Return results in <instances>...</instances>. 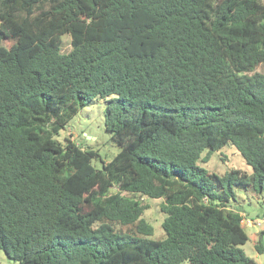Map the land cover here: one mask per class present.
Returning a JSON list of instances; mask_svg holds the SVG:
<instances>
[{"label": "trees", "instance_id": "1", "mask_svg": "<svg viewBox=\"0 0 264 264\" xmlns=\"http://www.w3.org/2000/svg\"><path fill=\"white\" fill-rule=\"evenodd\" d=\"M107 96L119 150L97 168L96 149L55 135ZM227 144L250 174L198 164ZM236 186L264 190V0H0V252L256 264ZM142 195L161 200V239Z\"/></svg>", "mask_w": 264, "mask_h": 264}, {"label": "rangeland", "instance_id": "2", "mask_svg": "<svg viewBox=\"0 0 264 264\" xmlns=\"http://www.w3.org/2000/svg\"><path fill=\"white\" fill-rule=\"evenodd\" d=\"M62 51L70 50L69 35H63ZM107 97H95L91 102L83 107H79L77 113L69 120L64 128H61L55 138L64 142L66 138L73 140L82 148L96 149L99 153L98 158L92 160L93 166L101 168L103 161L111 160L118 152L119 146L111 137L110 132L105 129L104 110L107 106ZM207 152L205 150L203 155ZM198 164L208 172L222 175L235 168L250 174L252 172L240 152L230 144L224 145L218 150L212 151L206 161H199ZM234 199L231 204L243 215L245 231L249 239L243 244L245 253L256 260L257 264H264V251L257 254L254 243L260 239L264 247V190L257 194L249 187L236 186L234 188ZM141 200L148 204L144 211V219L150 223L154 232L152 238L161 239L164 237V230L161 223L164 213L160 210V199L141 196ZM252 220V222H247ZM262 220V221H261ZM259 222V223H258ZM1 264H16L9 259L4 252H0ZM185 264V263H182Z\"/></svg>", "mask_w": 264, "mask_h": 264}, {"label": "crops", "instance_id": "3", "mask_svg": "<svg viewBox=\"0 0 264 264\" xmlns=\"http://www.w3.org/2000/svg\"><path fill=\"white\" fill-rule=\"evenodd\" d=\"M240 213H242V212H240ZM263 219H264V218H263ZM263 221H264V220H263ZM255 251H256V250H255ZM256 253H257V254H260V253H259V252H257V251H256ZM254 260H255V259H254ZM255 263L257 264L256 260H255Z\"/></svg>", "mask_w": 264, "mask_h": 264}, {"label": "built area", "instance_id": "4", "mask_svg": "<svg viewBox=\"0 0 264 264\" xmlns=\"http://www.w3.org/2000/svg\"><path fill=\"white\" fill-rule=\"evenodd\" d=\"M262 220H264V219H262ZM262 220H261V221H262ZM247 222H248V223H249V222H252V220H248ZM258 223H259V222H258Z\"/></svg>", "mask_w": 264, "mask_h": 264}]
</instances>
